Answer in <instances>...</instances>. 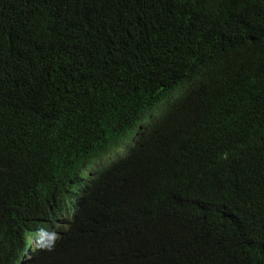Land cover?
I'll return each instance as SVG.
<instances>
[{
    "label": "trees",
    "instance_id": "16d2710c",
    "mask_svg": "<svg viewBox=\"0 0 264 264\" xmlns=\"http://www.w3.org/2000/svg\"><path fill=\"white\" fill-rule=\"evenodd\" d=\"M40 227L29 264H264V0H0V264Z\"/></svg>",
    "mask_w": 264,
    "mask_h": 264
},
{
    "label": "clouds",
    "instance_id": "9594fccd",
    "mask_svg": "<svg viewBox=\"0 0 264 264\" xmlns=\"http://www.w3.org/2000/svg\"><path fill=\"white\" fill-rule=\"evenodd\" d=\"M151 117H147L145 121L151 119ZM142 124H138V128H141ZM132 144V142H128L125 139H123L119 145L114 148L112 151L107 153L106 157L102 156L94 161L93 164L89 165L87 170H86V175H90L92 178H97L99 176V173L102 172L104 168H106L108 165H110L112 162L120 159L125 155L127 152L129 146ZM109 154V155H108ZM95 166L94 168H90L91 166ZM91 169H97V175L95 174L94 171H91ZM46 227H40L37 231L39 232L38 235L30 237L31 239V245L26 249L21 252H18L16 254L15 260L13 264H29L30 260L32 258L33 253H35V248L40 247L43 245L46 241Z\"/></svg>",
    "mask_w": 264,
    "mask_h": 264
},
{
    "label": "bare ground",
    "instance_id": "6f19581e",
    "mask_svg": "<svg viewBox=\"0 0 264 264\" xmlns=\"http://www.w3.org/2000/svg\"><path fill=\"white\" fill-rule=\"evenodd\" d=\"M164 112V109L163 108H160L159 111L155 112L154 115L156 116H159L160 113H163Z\"/></svg>",
    "mask_w": 264,
    "mask_h": 264
},
{
    "label": "rangeland",
    "instance_id": "374dc122",
    "mask_svg": "<svg viewBox=\"0 0 264 264\" xmlns=\"http://www.w3.org/2000/svg\"><path fill=\"white\" fill-rule=\"evenodd\" d=\"M109 155V154H108ZM107 156V155H106ZM106 156H104V157H106ZM95 166H98V165H94V166H91L90 168H94ZM97 169H91V171H94L95 172V174L97 175V171H96Z\"/></svg>",
    "mask_w": 264,
    "mask_h": 264
}]
</instances>
